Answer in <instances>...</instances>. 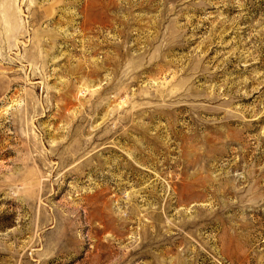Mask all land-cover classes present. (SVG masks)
Listing matches in <instances>:
<instances>
[{"label":"rangeland","instance_id":"rangeland-1","mask_svg":"<svg viewBox=\"0 0 264 264\" xmlns=\"http://www.w3.org/2000/svg\"><path fill=\"white\" fill-rule=\"evenodd\" d=\"M0 264H264V0H0Z\"/></svg>","mask_w":264,"mask_h":264}]
</instances>
